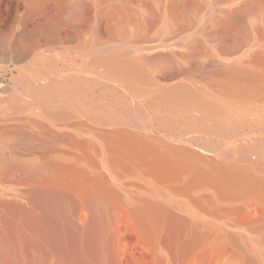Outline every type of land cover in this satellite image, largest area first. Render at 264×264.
<instances>
[{"label": "bare ground", "instance_id": "bare-ground-1", "mask_svg": "<svg viewBox=\"0 0 264 264\" xmlns=\"http://www.w3.org/2000/svg\"><path fill=\"white\" fill-rule=\"evenodd\" d=\"M188 1H163L165 33H56L70 7L5 35L0 264H264V33L243 24L264 2L213 20L240 33H173Z\"/></svg>", "mask_w": 264, "mask_h": 264}, {"label": "rangeland", "instance_id": "rangeland-1", "mask_svg": "<svg viewBox=\"0 0 264 264\" xmlns=\"http://www.w3.org/2000/svg\"><path fill=\"white\" fill-rule=\"evenodd\" d=\"M163 1L66 0L58 6L56 1L46 0L41 8L29 10V0H0V43L6 34L11 38L10 33H24L26 27L33 33H40V26L47 20L57 18L58 13H65L64 17H68L73 7H80L76 23L73 27H64L56 33H122L115 31L121 25H125V33H137L131 21L134 17L146 24L145 33H165L162 30ZM260 1L264 2V0ZM191 3L196 6L189 13L190 21L183 26L174 23L173 33H196L200 29H203L205 33H240L239 27L224 31L213 21L221 16L222 10L231 6L228 0H189L185 4ZM124 5H127V8ZM22 20L26 21V27L22 24ZM243 24L247 33H264V13L256 9ZM9 75V73L0 72V84L8 83Z\"/></svg>", "mask_w": 264, "mask_h": 264}]
</instances>
